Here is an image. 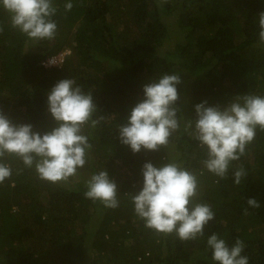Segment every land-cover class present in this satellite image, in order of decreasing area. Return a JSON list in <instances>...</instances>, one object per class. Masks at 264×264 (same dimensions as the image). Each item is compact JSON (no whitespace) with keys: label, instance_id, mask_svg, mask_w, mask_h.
Wrapping results in <instances>:
<instances>
[{"label":"trees","instance_id":"16d2710c","mask_svg":"<svg viewBox=\"0 0 264 264\" xmlns=\"http://www.w3.org/2000/svg\"><path fill=\"white\" fill-rule=\"evenodd\" d=\"M68 2L52 0L51 40L13 28L0 6V113L43 135L57 126L47 93L71 78L92 94L98 121L83 127L88 162L66 182L42 180L34 167L5 155L12 174L0 183V264H219L206 243L212 234L229 246L242 240L249 264H264V130L257 128L224 179L203 167L206 149L183 131L185 118L194 126L201 102L224 108L237 96H264V0H70L66 10ZM67 47L71 56L59 66L43 65ZM165 73L180 76L181 128L167 147L133 153L121 144L118 126L143 99V86ZM171 161L197 176L196 200L215 213L196 240L146 228L134 212L131 195L142 189L143 164ZM239 168L246 175L236 184ZM103 170L117 184L116 208L84 195L87 173Z\"/></svg>","mask_w":264,"mask_h":264},{"label":"clouds","instance_id":"9594fccd","mask_svg":"<svg viewBox=\"0 0 264 264\" xmlns=\"http://www.w3.org/2000/svg\"><path fill=\"white\" fill-rule=\"evenodd\" d=\"M0 6L9 13L11 26L29 38L55 37L57 25L51 17L56 8L52 0H0ZM72 7L69 0L65 9ZM258 23L260 43L264 44V12L259 13ZM179 83L178 73H165L143 86V99L118 126L121 144L133 153L167 147L170 136L181 128L176 107ZM47 104L57 126L43 135L34 132L31 124H14L0 113V183L12 174L11 167L2 162L6 154L17 156L26 167H34L40 179L52 183L66 182L88 162L91 145L83 127L98 123L92 119L97 109L92 94L83 92L74 79H62L48 91ZM195 113L194 126L192 121L183 122V131L206 149L203 167L224 179L230 163L239 160L255 139L257 128L264 130V96H237L224 108L207 106L204 101L195 105ZM141 172L142 189L131 198L134 212L145 227L165 235L175 233L181 241L204 236L203 229L215 213L208 204L196 200L197 176L175 161L160 167L146 162ZM245 175L239 168L234 172V182L239 184ZM86 187V198L99 200L107 208L118 207L117 184L106 170L92 174ZM247 204L260 207L256 198H248ZM206 243L212 259L219 264H249L248 257L242 255L245 244L240 239L229 246L218 234H212Z\"/></svg>","mask_w":264,"mask_h":264},{"label":"built area","instance_id":"2783aa9c","mask_svg":"<svg viewBox=\"0 0 264 264\" xmlns=\"http://www.w3.org/2000/svg\"><path fill=\"white\" fill-rule=\"evenodd\" d=\"M59 62H61V60H58V57H53L50 58L48 61L44 62L43 65L46 67H53L59 65Z\"/></svg>","mask_w":264,"mask_h":264},{"label":"rangeland","instance_id":"374dc122","mask_svg":"<svg viewBox=\"0 0 264 264\" xmlns=\"http://www.w3.org/2000/svg\"><path fill=\"white\" fill-rule=\"evenodd\" d=\"M72 52H71V49L69 48V47H67L64 51H63V54H60L59 55V57H58V60H61V62H59V64L60 63H62V61L64 60V57L66 56V55H70ZM71 56V55H70ZM56 66H59V65H56ZM184 122H187V119L185 118L184 119ZM186 134V133H185ZM88 174V176L90 177V174H89V172L87 173Z\"/></svg>","mask_w":264,"mask_h":264}]
</instances>
